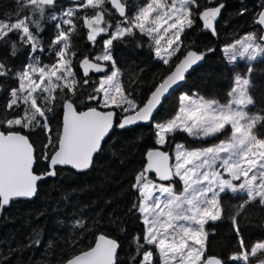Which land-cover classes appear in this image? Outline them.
<instances>
[{
    "label": "snow or ice",
    "instance_id": "6c2138e0",
    "mask_svg": "<svg viewBox=\"0 0 264 264\" xmlns=\"http://www.w3.org/2000/svg\"><path fill=\"white\" fill-rule=\"evenodd\" d=\"M208 2L214 3V0ZM16 3L19 5L16 19H11L12 14H7L8 19H0V43L10 45L13 58L19 50L26 49L27 62L21 70L13 72L4 60H0V78L15 79L18 85L8 89L4 113H0V128L4 129L0 131V212L14 199L33 198L38 182L55 177L57 166H71L77 171L88 169L94 154L102 151V141L114 128L123 130L141 123L151 124L155 129V144L160 147L147 150L146 166L137 173L132 185L139 194V202L133 208L144 217L146 227L143 235L132 237L135 254L130 256V264H155L157 255L161 264H225L217 257L205 258L209 235L206 225L223 218L222 199L229 194L232 197L246 194L247 197L231 217L240 251L232 254L229 260L247 264L250 255L264 252V241L252 245L249 252L240 237L237 221L246 205L257 200L264 205V115H250L246 110L256 103L250 95L254 87L252 65L248 66L246 76L234 77L227 104L202 96L183 95L172 118L154 121L155 113L167 96L185 81L186 74L209 53L215 52L211 47L204 51L188 47L182 58L177 57L179 62L173 67V57L186 47L182 35L197 27L199 20L202 31L216 36L215 23L225 5L220 3L201 9L198 0H146L130 16L127 0H70L62 10L57 8L59 0H16ZM106 5H111V9ZM260 7L254 24L260 26L261 34L257 37L255 31L247 33L226 45L222 51L228 63L238 58L256 61L264 56V4ZM25 9L29 14L22 15ZM112 10L122 18L114 28L106 19ZM245 11L241 9L240 14ZM49 12L52 14L46 15ZM46 19L54 22L56 29L47 49L42 38L45 31L42 23ZM78 20L83 22L90 47L97 46V38L102 34L107 36L102 40L100 52H85L82 59L72 44ZM136 30L153 41L156 58L169 66L168 73L161 76L143 106L126 93L113 55L114 41H123ZM10 34H18L17 40H8ZM46 52L55 57L53 63H42L41 54ZM74 60L82 69L80 79ZM90 72L103 75L92 93L82 100L80 90L89 85ZM3 91L4 85L0 83V92ZM81 102L85 105L96 103L107 110L89 106L79 111ZM58 106L63 113L62 124L54 141L50 117L55 115ZM16 109H22V114L6 117L7 111ZM117 109L124 113L119 120H116ZM16 126L46 134L47 142L39 156L29 137L15 131ZM177 132L194 139L206 140L221 135L226 138L214 145L193 149L176 144L174 163L170 164L169 153L160 149L170 143ZM37 159L48 162L49 167L43 174L33 170ZM150 172H154L159 181L169 183H156L149 178ZM174 178L182 182L179 194L171 183ZM78 226L84 228L81 222ZM120 247L116 239L100 234L94 247L74 255L65 264H119Z\"/></svg>",
    "mask_w": 264,
    "mask_h": 264
},
{
    "label": "trees",
    "instance_id": "16d2710c",
    "mask_svg": "<svg viewBox=\"0 0 264 264\" xmlns=\"http://www.w3.org/2000/svg\"><path fill=\"white\" fill-rule=\"evenodd\" d=\"M145 2L146 0L127 1L128 14L130 16L134 14L137 7ZM198 2L201 9L220 3L225 5L215 23L217 35L202 31L198 20L197 27L182 35L181 39L186 47L173 57L172 66L178 62L177 57L181 58L188 47L198 51L211 47L215 52L209 53L202 64L186 77L184 85L164 101L154 121L164 122L175 115L179 107L178 95L182 92L194 93L205 99L217 100L219 103L229 102L228 92L234 86V77L238 74L246 76L249 65L253 68L251 83L254 85L250 89V95L256 103L254 106H248L246 110L250 115L257 113L264 115V56L251 63L240 59L230 64L222 51L226 45L247 33L255 31L259 37L260 28L254 24V19L260 12L264 0H214V3L198 0ZM69 3L66 0H59L57 8L62 10L63 6ZM106 7L111 9V5ZM18 8L16 0H0V19H8L7 14H12L11 19L14 21ZM241 9L246 10L243 15L240 14ZM27 14L28 9H25L22 15ZM50 14L52 13H46ZM88 14L91 15L90 10ZM56 15H59V11H56ZM106 19L112 22L113 28L118 20H122L114 10ZM82 23V20L77 21V34L72 37L73 50L78 49L80 59L85 52L93 54L100 52L102 40L107 38L102 34L97 38V46L90 47L86 40L87 31ZM53 25L54 22L47 19L42 23V27L45 28L42 33V38L46 41L45 49L55 34L56 29ZM17 36L18 34H10L7 39L15 41ZM114 45L113 55L121 71L120 79L124 89L126 93H130V99L141 106L155 84L159 83L161 76L168 73L169 66L163 65L156 58L153 41L147 35L140 34L138 30L134 35L125 37L123 41H114ZM26 51L19 50L18 55L13 58L10 54V45L0 43V60H4L13 72L21 70L27 62ZM41 55L42 63L51 64L55 60L51 53ZM74 65L80 79L82 69L75 60ZM89 75L92 77L89 85L80 90L82 100L92 93V89L98 85L99 77L103 74L90 72ZM0 83H3L5 88V91L0 92V113H4L8 89L18 85L15 79L5 81L0 78ZM56 94L60 95L59 90ZM89 106L102 111L107 110L96 103L85 105L83 102L78 105V110L83 111ZM116 111L118 120L124 113L118 109ZM21 114L22 109L9 110L6 117L13 118ZM61 117L62 110L58 106L55 115L50 117L54 141L61 126ZM15 131L29 137L35 154L39 156L47 142L46 134L40 130L30 132L19 126H16ZM154 132L152 125L114 129L104 141L102 151L95 155L88 171L75 172L70 168L57 167L55 177L38 182L37 194L32 200L12 201L10 205L5 206L0 212V264H61L73 255L90 248L98 234L116 239L121 245L118 249L119 264H130V256L135 254L132 237L136 234L143 235L145 231L140 213L133 208V205L139 202V194L132 185L135 183V176L145 165L147 150L160 147L155 144ZM222 136L203 140L177 132L172 136L171 142L161 147V150L171 155L176 144H183L188 149L207 147L218 142ZM48 167V162L37 159L33 170L36 174H43ZM148 176L152 180H158L153 174L148 173ZM171 183L179 193V181L174 178ZM245 199L246 194L236 197L229 194L222 199L223 218L206 225L209 235L205 258L213 256L222 259L225 264H244L240 261H231L229 257L240 251L239 237L231 217ZM237 221L240 237H243L248 250L255 243L264 241V205L258 200L246 205ZM78 222L83 223L84 228H80ZM262 260L264 252L258 251L255 256H249L247 264L259 263ZM155 264H160L158 255Z\"/></svg>",
    "mask_w": 264,
    "mask_h": 264
},
{
    "label": "water",
    "instance_id": "95a60500",
    "mask_svg": "<svg viewBox=\"0 0 264 264\" xmlns=\"http://www.w3.org/2000/svg\"><path fill=\"white\" fill-rule=\"evenodd\" d=\"M66 1L70 2V0H66ZM260 11H261V10H260ZM258 14H259V13H258ZM257 16H258V15H257ZM256 26H257V25H256ZM258 27L260 28V26H258ZM260 34H261V31H260ZM183 55H184V54H183ZM183 55H182V57H183ZM182 57H181V58H182ZM178 62H179V60H178ZM178 62H177V63H178ZM202 62H203V61H201V62L195 67V69L198 68V67L202 64ZM174 66H175V65H174ZM174 66H173V67H174ZM195 69H194V70H195ZM192 71H193V70H192ZM192 71H190L188 74H186V77H187ZM185 81H186V79H185ZM185 81L182 82V84H181L179 87H177L174 91H176L177 89H179L180 87H182V86L184 85ZM153 90H154V89H153ZM174 91H172V92L167 96V98L170 97V96L173 94ZM150 94H151V93H150ZM150 94H149V96H150ZM149 96H148V97H149ZM167 98H166V99H167ZM147 99H148V98H147ZM147 99H146V101H147ZM166 99H165V100H166ZM165 100H164V101H165ZM146 101H145V102H146ZM145 102H144V103H145ZM144 103H143V104H144ZM143 104H142L141 106H143ZM159 109H160V108H159ZM159 109H158V111H159ZM85 110H86V109H85ZM98 110H100V109H98ZM83 111H84V110H83ZM101 111H102V110H101ZM105 111H106V110H105ZM158 111H157V112H158ZM157 112L155 113V115L157 114ZM62 115H63V113H62ZM155 115H154V117H155ZM122 116H123V115H122ZM122 116H119V117H118V120H119L120 118H122ZM116 118H117V117H116ZM116 120H117V119H116ZM61 124H62V117H61ZM140 125H142V126H148V125H151V124H144V123H141V124H138V125H134V126H132L131 128H133V127H135V126H140ZM114 129H116V130H122V129H119V128H114ZM114 129H113L112 131H110L109 135L114 131ZM0 131H1V130H0ZM109 135L106 136L105 139L102 141V145H103L104 141L109 137ZM160 150H161V149H160ZM96 154H97V153H96ZM96 154H94V157H95ZM169 155H170V154H169ZM94 157H93V159H94ZM170 158H171V159H170L169 163L172 164V157H171V155H170ZM146 163H147V159H146V154H145V165H144V167L146 166ZM34 165H35V164H34ZM57 167H66V168H70V169H72V170L75 171V172H86V171H88V170L91 168V166H90V167H89L88 169H86V170H83V171H77V170L73 169L71 166H57ZM144 167H143V168H144ZM149 174H153L154 176H156L154 172H150ZM33 198H34V197H33ZM33 198H31V199L17 198V199H14L13 201H17V200H32ZM99 235H100V234L96 235V237H95V239H94V242H93V244H92L91 247H94V246H95V241H96V239H97V237H98ZM91 247H90V248H91ZM90 248H88L87 250H89ZM87 250H84V251H87ZM81 252H83V251H81ZM81 252H79V253H77V254H75V255H78V254H80ZM73 256H74V255H73ZM73 256H72V257H73ZM72 257H70V258H72ZM211 257H213V256H211ZM70 258H69V259H70ZM67 260H68V259H67ZM67 260H66V261H67ZM66 261H65V262H66ZM65 262H63V263H61V264H65Z\"/></svg>",
    "mask_w": 264,
    "mask_h": 264
},
{
    "label": "rangeland",
    "instance_id": "374dc122",
    "mask_svg": "<svg viewBox=\"0 0 264 264\" xmlns=\"http://www.w3.org/2000/svg\"><path fill=\"white\" fill-rule=\"evenodd\" d=\"M127 1H131V0H127ZM141 6V5H140ZM139 7V6H138ZM137 7V8H138ZM137 10V9H136ZM251 33V32H250ZM240 39V38H239ZM163 43V42H162ZM237 60H240V58H238ZM244 61H246V62H248V63H251L252 61H248L246 58L245 59H243ZM183 95H188L189 97H196V96H198V95H196V94H194V93H185V92H182V93H180L179 95H178V98H179V105H180V101H181V97L183 96ZM228 103V102H227ZM227 103H220V104H227ZM179 108V107H178ZM229 134H230V129H229ZM226 137L223 135L222 136V138L221 139H225ZM216 143H218V142H216ZM216 143H214V144H216ZM214 144H212V145H214ZM211 146V145H210ZM174 156H175V146H174V148H173V151H172V153H171V157H172V163H174ZM225 177L227 178V176H226V174H225ZM177 180H178V178H176ZM156 183H163V182H161V181H159V180H154ZM179 181V180H178ZM234 183H239L238 181H234ZM164 184H166V183H164ZM179 184H180V191L182 190V182H180L179 181ZM167 185V184H166ZM177 194H179V193H177ZM156 195H159V193H156ZM140 218H141V220L143 221V216L140 214ZM144 227H146L145 225H144ZM250 250H251V248H250ZM250 250H249V252H250ZM251 256V255H250ZM262 261H264V260H262ZM262 261H260L259 263H251V264H261V262ZM240 262H243V261H240ZM160 264H161V260H160Z\"/></svg>",
    "mask_w": 264,
    "mask_h": 264
}]
</instances>
